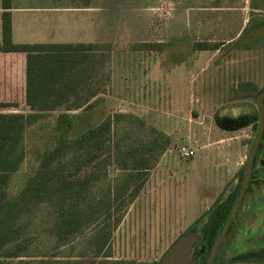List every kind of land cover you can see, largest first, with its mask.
<instances>
[{
    "label": "rangeland",
    "instance_id": "rangeland-1",
    "mask_svg": "<svg viewBox=\"0 0 264 264\" xmlns=\"http://www.w3.org/2000/svg\"><path fill=\"white\" fill-rule=\"evenodd\" d=\"M24 1L19 2L36 3ZM62 1L63 5L72 6L82 0ZM93 3L96 24L90 43L99 46L97 54L103 55V63L79 94L81 99L99 100V103L96 110H88L87 103L69 112L76 116L70 136L79 135L110 115L117 120L111 143L121 142L125 144L122 148H128L134 142L136 117L145 124L140 132L142 136L147 137L149 128H154L165 134L170 144L147 171L145 183L135 197L114 201L111 238L99 254L96 235L102 218L71 242L59 246L49 232L53 210L40 206L19 222L25 228L21 239L27 246L25 254L22 258L4 260L6 264L76 261L90 264L103 260L158 263L181 235L193 228L197 231L199 226L195 222L237 184L238 172L255 138L252 127L228 132L217 126L216 119L237 117L242 112L240 104L253 103L255 95L264 91V0H247L248 21L237 37L240 17L246 12L240 10L244 0L202 2V6L211 4L222 9L212 18L201 17L195 36L186 33L174 19L182 6L179 0H93ZM252 8L256 13L249 11ZM196 43H216L220 49L193 50ZM149 44L160 47H139ZM13 59L15 79L25 82L20 58ZM21 112L29 114L25 106ZM58 114L44 113L29 128L28 154L21 180H26L36 169V153L52 147ZM181 147L188 148L193 156L183 160L179 156ZM259 168L254 193L249 194L243 208L264 195V166ZM91 170L85 169L76 177ZM133 172L109 163L104 171L106 177L94 185L92 195L100 194L108 186L112 188L117 180ZM18 189H11L10 193L16 195ZM128 189L132 192L134 185H128ZM254 218L259 220L257 214ZM221 250L230 254L239 252ZM107 253L110 257L105 259Z\"/></svg>",
    "mask_w": 264,
    "mask_h": 264
},
{
    "label": "trees",
    "instance_id": "trees-1",
    "mask_svg": "<svg viewBox=\"0 0 264 264\" xmlns=\"http://www.w3.org/2000/svg\"><path fill=\"white\" fill-rule=\"evenodd\" d=\"M1 7L0 53L25 55V87L12 99L0 100V259H3L0 264H6L4 260L23 257L27 250L26 243L21 242L25 228L19 222L24 215L40 206H49L53 210V225L49 232L59 246L71 242L73 237L102 218L96 235L99 254L111 238L110 221L114 201L123 202L127 197H135L145 183L147 171L157 163L162 152L169 146L170 139L154 128H149L147 137L142 136L140 132L145 129V124L134 117V142L128 148H122L125 144L121 142L111 143L114 132L112 128L116 127L114 124L117 120L110 115L79 135L70 136L76 116H71L69 112L79 110L87 103L88 110H96L99 103V100L90 102L89 98L81 99L79 94L80 89L103 63V55L97 54L99 46L93 43L14 44L11 0H1ZM139 47L160 46L149 44ZM219 49L220 44L216 43H196L193 46V50L200 51ZM22 106L28 108L29 114L20 112ZM239 106L242 107L241 114L232 118H217V126L228 132L252 127L257 133L259 112L254 102H244ZM52 112L59 113L52 131L54 143L52 147L36 153L37 167L23 181L21 175L27 160L26 139L29 128L36 125L44 113ZM262 153L264 156V134L256 158L262 156ZM111 162L134 172L117 180L112 188L108 186L100 194L92 195V188L106 177L104 171ZM88 168H92L91 172L76 177L77 173ZM258 169L253 165L249 185H257ZM242 172L243 168L238 172L237 184L226 197L215 202L195 222L199 226L198 230L193 228L184 233L193 232L200 237L192 253L196 264H205L215 238L228 219L238 196ZM130 184L134 185L132 192L128 189ZM11 189H18V193L12 195ZM257 199L264 203V195ZM243 205L244 202L241 207ZM232 228L233 223L229 230ZM109 257L108 253L104 256L105 259ZM73 264L82 262L76 261ZM90 264L135 263L103 260L92 261Z\"/></svg>",
    "mask_w": 264,
    "mask_h": 264
},
{
    "label": "crops",
    "instance_id": "crops-1",
    "mask_svg": "<svg viewBox=\"0 0 264 264\" xmlns=\"http://www.w3.org/2000/svg\"><path fill=\"white\" fill-rule=\"evenodd\" d=\"M19 1L15 3L11 0V33L14 44H89L94 36L96 7L93 0L76 1L72 6L63 5L62 0H35L36 3L28 5H22ZM205 1L211 2V0H179L182 6L178 7L174 19L186 33L191 32L195 36L201 17L212 18L222 9L211 4L202 6L201 3ZM243 5L240 10L246 12L240 17L241 28L235 37L240 35L248 21L247 0H244ZM249 11L256 13L257 10L252 8ZM2 12L0 0V43ZM226 40L231 41L232 38ZM15 57L20 58V64L25 69L24 54L0 53V100L12 99L16 93L24 90L25 82H21V79L17 81L13 75Z\"/></svg>",
    "mask_w": 264,
    "mask_h": 264
},
{
    "label": "flooded vegetation",
    "instance_id": "flooded-vegetation-1",
    "mask_svg": "<svg viewBox=\"0 0 264 264\" xmlns=\"http://www.w3.org/2000/svg\"><path fill=\"white\" fill-rule=\"evenodd\" d=\"M262 158H264L263 153L258 158L255 154L253 165H256L257 168L263 167L264 160ZM252 191L253 185L248 184L242 203L245 202L249 194L254 193ZM262 204L264 203L256 201L250 203L247 208L240 207L232 221L234 229H228L212 264H264V205ZM254 214L258 215L259 220L254 218ZM257 221L259 224H256ZM233 234L235 236L230 239ZM222 248L237 249L239 252L235 251L236 254H230L232 252L227 253V251H222Z\"/></svg>",
    "mask_w": 264,
    "mask_h": 264
},
{
    "label": "water",
    "instance_id": "water-1",
    "mask_svg": "<svg viewBox=\"0 0 264 264\" xmlns=\"http://www.w3.org/2000/svg\"><path fill=\"white\" fill-rule=\"evenodd\" d=\"M254 104L256 109L259 112L258 115V129L256 136L252 142L250 152L247 156V160L243 167L242 179L240 183V188L238 191V196L234 207L229 214L228 219L226 220L224 226L222 227L219 235L215 238L210 251L207 255V259L205 264H212L213 259L217 253L218 247L226 235L232 221L236 217L238 210L241 207L246 188L248 185V181L251 175V171L253 168L255 154L259 148V145L262 141L264 134V91L259 92L254 98ZM200 242V237L191 232L185 234L178 238L176 242L171 246V248L166 252L165 255L160 259L157 264H196V260L192 258L193 248L196 244ZM202 253V251L200 252Z\"/></svg>",
    "mask_w": 264,
    "mask_h": 264
},
{
    "label": "built area",
    "instance_id": "built-area-1",
    "mask_svg": "<svg viewBox=\"0 0 264 264\" xmlns=\"http://www.w3.org/2000/svg\"><path fill=\"white\" fill-rule=\"evenodd\" d=\"M179 156H181V158L185 160L186 158L193 156V152L186 147H181L179 149Z\"/></svg>",
    "mask_w": 264,
    "mask_h": 264
}]
</instances>
